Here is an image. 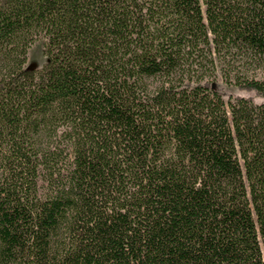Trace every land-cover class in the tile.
<instances>
[{
  "label": "trees",
  "instance_id": "16d2710c",
  "mask_svg": "<svg viewBox=\"0 0 264 264\" xmlns=\"http://www.w3.org/2000/svg\"><path fill=\"white\" fill-rule=\"evenodd\" d=\"M0 264H264V0H0Z\"/></svg>",
  "mask_w": 264,
  "mask_h": 264
},
{
  "label": "rangeland",
  "instance_id": "374dc122",
  "mask_svg": "<svg viewBox=\"0 0 264 264\" xmlns=\"http://www.w3.org/2000/svg\"><path fill=\"white\" fill-rule=\"evenodd\" d=\"M43 40L39 39L33 43V45L29 48L28 51V59L26 65L28 67H35L38 68L44 64L46 61V56L44 55L43 50ZM217 89L220 91V93L224 96L225 99L228 98L230 95H242V96H251L256 101H261L262 98L257 96L253 91L243 90L239 89L234 86H229L221 81L217 83Z\"/></svg>",
  "mask_w": 264,
  "mask_h": 264
}]
</instances>
